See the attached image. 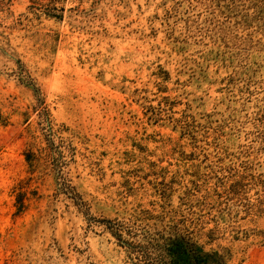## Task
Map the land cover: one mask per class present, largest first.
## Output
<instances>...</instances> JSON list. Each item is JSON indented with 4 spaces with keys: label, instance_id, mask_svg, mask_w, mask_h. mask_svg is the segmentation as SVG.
<instances>
[{
    "label": "rangeland",
    "instance_id": "374dc122",
    "mask_svg": "<svg viewBox=\"0 0 264 264\" xmlns=\"http://www.w3.org/2000/svg\"><path fill=\"white\" fill-rule=\"evenodd\" d=\"M221 16L207 0H0V264H135L97 221L152 225L141 212L161 207L214 228L202 202L221 176L264 161V35ZM17 61L75 148L65 172L87 217L52 174L29 172L47 122ZM223 228L211 246L227 264H264V242Z\"/></svg>",
    "mask_w": 264,
    "mask_h": 264
},
{
    "label": "trees",
    "instance_id": "16d2710c",
    "mask_svg": "<svg viewBox=\"0 0 264 264\" xmlns=\"http://www.w3.org/2000/svg\"><path fill=\"white\" fill-rule=\"evenodd\" d=\"M207 2L211 7L217 8L224 19L233 16L240 21V25L245 28L243 30L256 29L264 35V0H207ZM16 63L18 68L13 72V76L20 85L31 90L39 110L38 116L47 122L39 142L36 145L34 143L29 145L23 153L29 172L39 173L40 171L37 170L40 169L52 174L56 186L55 195H63L79 213L87 217L89 206L83 201L65 172L69 162L74 159L75 148L70 141L61 137L59 130H53L39 87L24 66L19 61ZM257 145L264 154V138L258 141ZM240 165L242 166L232 164L226 173L229 176H221L220 191L213 195L214 202L211 203L210 200L206 203V199L202 202L203 208L208 206L215 211L214 217L209 220L214 224V228L207 229L206 232H204L206 227L203 226L208 223L199 224L198 219L195 222L184 219L183 216L178 220L174 215L165 216L162 207V212L157 215H154V211L141 212L142 215L147 216V221L155 222L152 225L137 224L136 222L140 220L136 217H134L135 222L130 225L108 219H100L97 222L104 226L119 247L124 248L128 255L134 256L132 260L135 264H227L230 258L229 252L211 246L212 243L223 238L219 226L223 225L228 229L227 232L234 235L232 239L235 241L243 235L245 239L256 237L264 242V229L243 233L236 227L239 221L246 218L264 220V161L258 163V167L262 168L260 172L250 163H240ZM165 190L158 196L161 200L168 201L171 193L168 196ZM184 202L182 205L190 209L189 199ZM196 202L202 206L198 200ZM203 238L205 241H201Z\"/></svg>",
    "mask_w": 264,
    "mask_h": 264
}]
</instances>
